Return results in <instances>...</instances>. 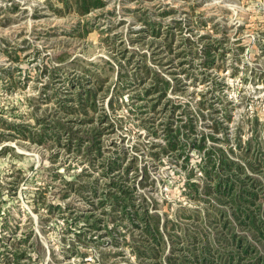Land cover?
Here are the masks:
<instances>
[{"label":"rangeland","instance_id":"obj_1","mask_svg":"<svg viewBox=\"0 0 264 264\" xmlns=\"http://www.w3.org/2000/svg\"><path fill=\"white\" fill-rule=\"evenodd\" d=\"M79 89L96 104L69 112ZM255 116L264 142V0H107L86 16L0 0V264H155L130 203L208 226L184 217L202 207L184 182L203 176L196 145L239 156Z\"/></svg>","mask_w":264,"mask_h":264},{"label":"trees","instance_id":"obj_2","mask_svg":"<svg viewBox=\"0 0 264 264\" xmlns=\"http://www.w3.org/2000/svg\"><path fill=\"white\" fill-rule=\"evenodd\" d=\"M59 1L63 7L73 8L79 16H86L107 4V0ZM81 19L78 21L79 27L84 32L89 31V21L83 17ZM144 72L148 74L149 69ZM50 74L53 78V71ZM153 75V90L161 91L169 86V80L159 73L154 71ZM95 81L98 82L99 79ZM76 84L79 85V82ZM78 93V97H74L73 105L79 102L80 106H64L65 109L69 112L92 109L96 104V93L89 89L86 93L79 89ZM81 93H85V96H81ZM188 124L193 125L192 118ZM258 124V117H252V135L242 139L239 133V156H235L232 146L227 149L218 145H196L199 150H204L199 167L203 176L196 181L188 175L184 182L188 186L189 194L201 200L202 207L198 213L187 208L191 212L184 217H196L199 223L202 218L205 219L201 226L206 223L209 225L199 228L197 233L189 231L190 225H183L177 218L171 221L168 218L163 219L160 213L151 211L149 206L143 205L140 208L135 203H130L134 208L126 212L130 220L136 225L141 223L145 232L156 243V249L151 248L149 251L156 259L155 264H264V142L262 135L258 134ZM214 128L217 129L216 124ZM213 138L215 139L214 136ZM95 144L87 145V150L96 148ZM167 144L166 147L171 149L178 147L174 134L168 135ZM128 196L126 198L130 200ZM110 197L115 202L114 207L122 203L124 208L128 203L122 202L115 191H112ZM145 200L143 197V201ZM169 223L171 227L167 231ZM202 229L206 231L201 232ZM168 244L173 252L175 248L179 252H161ZM137 248L136 252H141Z\"/></svg>","mask_w":264,"mask_h":264}]
</instances>
